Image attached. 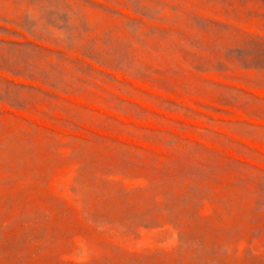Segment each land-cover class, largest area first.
<instances>
[{"label":"rangeland","instance_id":"rangeland-1","mask_svg":"<svg viewBox=\"0 0 264 264\" xmlns=\"http://www.w3.org/2000/svg\"><path fill=\"white\" fill-rule=\"evenodd\" d=\"M0 264H264V0H0Z\"/></svg>","mask_w":264,"mask_h":264}]
</instances>
